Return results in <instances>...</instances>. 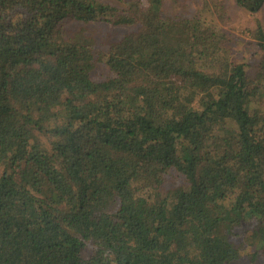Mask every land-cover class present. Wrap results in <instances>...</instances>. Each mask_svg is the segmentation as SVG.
Segmentation results:
<instances>
[{
  "label": "trees",
  "instance_id": "trees-1",
  "mask_svg": "<svg viewBox=\"0 0 264 264\" xmlns=\"http://www.w3.org/2000/svg\"><path fill=\"white\" fill-rule=\"evenodd\" d=\"M164 1L0 0V264H264V23Z\"/></svg>",
  "mask_w": 264,
  "mask_h": 264
},
{
  "label": "rangeland",
  "instance_id": "rangeland-1",
  "mask_svg": "<svg viewBox=\"0 0 264 264\" xmlns=\"http://www.w3.org/2000/svg\"><path fill=\"white\" fill-rule=\"evenodd\" d=\"M108 3L116 4L120 0H103ZM143 6L147 5V0H138ZM222 3L224 7V18L221 21L219 13L214 11L215 3ZM209 18L224 30L226 39L231 45L235 57L247 65L249 74H253L256 65L259 63L262 52L256 46V41L252 36V30L256 26V20L264 23V6L256 13L251 14L248 11L238 7L234 0H165L163 13L166 16L190 17L201 13ZM218 16V17H217ZM85 25L90 32L95 33L96 47L100 51H107L111 44L119 40L124 33L130 31L126 27L111 26L109 24L82 22H71L68 26L71 29H77ZM109 75V69L105 63L100 62L96 65L93 72L95 80H102ZM246 259L243 263H248Z\"/></svg>",
  "mask_w": 264,
  "mask_h": 264
}]
</instances>
